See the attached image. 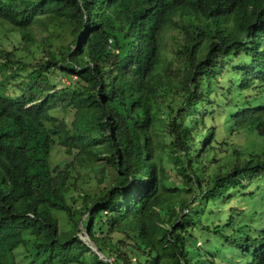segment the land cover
<instances>
[{
	"label": "trees",
	"instance_id": "16d2710c",
	"mask_svg": "<svg viewBox=\"0 0 264 264\" xmlns=\"http://www.w3.org/2000/svg\"><path fill=\"white\" fill-rule=\"evenodd\" d=\"M263 42L264 0H0V264H264V147L218 137L264 142Z\"/></svg>",
	"mask_w": 264,
	"mask_h": 264
},
{
	"label": "rangeland",
	"instance_id": "374dc122",
	"mask_svg": "<svg viewBox=\"0 0 264 264\" xmlns=\"http://www.w3.org/2000/svg\"><path fill=\"white\" fill-rule=\"evenodd\" d=\"M166 42V47L167 49H172L171 47L174 46L172 39L169 38L167 35L165 38ZM220 79V78H219ZM66 80V79H64ZM233 134V133H229ZM220 138L219 142L221 145V148H219L221 151H226L230 150L235 144L236 146H240L242 150L248 151V150H261L262 147H264V142L262 140L257 141L255 138L252 137H247L245 135H239L235 137L234 135L228 136L225 134H219L218 136ZM226 137L228 139H226ZM223 143V144H222ZM226 156V153L220 152L219 154L216 155L217 160H221ZM214 158V156H212ZM166 165L168 167L169 173L171 176L175 177V161L170 159L168 154L166 153L164 156ZM54 160L59 161V160H65L63 153H58L57 151L54 152ZM80 182L83 183V188L87 190H95L99 191L100 186L103 185L104 183V174H101V171L99 170H94L93 172L90 173V175L86 176V179L81 180ZM236 199H233L227 206H225L224 210L229 212L232 208L235 207L236 205ZM260 225L262 226V222L259 221V223L255 226L258 229L260 228ZM227 232L230 233L229 229H227ZM202 243L201 240H197V246H200ZM225 248L222 250V256L227 258L228 260L232 261H237L238 258V251H234L235 249V244L232 240H225Z\"/></svg>",
	"mask_w": 264,
	"mask_h": 264
},
{
	"label": "clouds",
	"instance_id": "9594fccd",
	"mask_svg": "<svg viewBox=\"0 0 264 264\" xmlns=\"http://www.w3.org/2000/svg\"><path fill=\"white\" fill-rule=\"evenodd\" d=\"M254 34L258 37V38H261L262 37V34L261 33H259V31H255L254 32ZM257 64L259 65V66H264V42H263V44H262V46H261V50H260V52H259V56H258V59H257ZM258 70H256V69H252V70H250V74L252 75V74H254V73H256ZM257 222L259 223V221H261V222H264V217L263 216H259L258 218H257Z\"/></svg>",
	"mask_w": 264,
	"mask_h": 264
},
{
	"label": "water",
	"instance_id": "95a60500",
	"mask_svg": "<svg viewBox=\"0 0 264 264\" xmlns=\"http://www.w3.org/2000/svg\"><path fill=\"white\" fill-rule=\"evenodd\" d=\"M94 249H96V250H97V247H96V245L94 246Z\"/></svg>",
	"mask_w": 264,
	"mask_h": 264
}]
</instances>
